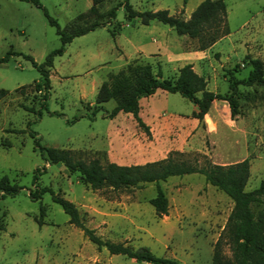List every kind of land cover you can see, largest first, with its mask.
I'll use <instances>...</instances> for the list:
<instances>
[{
  "label": "rangeland",
  "instance_id": "374dc122",
  "mask_svg": "<svg viewBox=\"0 0 264 264\" xmlns=\"http://www.w3.org/2000/svg\"><path fill=\"white\" fill-rule=\"evenodd\" d=\"M40 1L61 27H68L92 3ZM121 1L113 23L75 36L61 54L54 56L45 108L34 82L41 74L25 54H31L37 63L42 62L50 50L61 44L56 27L49 23L41 7L29 1L0 0V56L10 47L19 52L0 63V86L10 90L0 100V177L7 175L11 182L22 186L15 195L0 198V264H155L98 247L69 221V215L53 200L52 191L72 200L85 224L104 239L123 241L133 247L148 246L157 255L176 258L178 264H213V245L233 201L217 186L206 185L203 174L191 172L161 180L169 208L167 214L159 216L149 202L156 194L155 182L119 191L109 187L93 190L64 164L46 162L36 145L37 139L42 145L77 149L85 158L96 154L102 157L107 152L98 148L105 147L108 128L116 127L119 131L114 134L113 146L120 151V159L138 163L161 156L171 142L178 144L172 138L159 153H152L154 143L163 134L169 135V122H153L154 139L149 138L124 113L115 119L104 115L115 105L113 98L93 111L100 77L114 67L120 45L126 53L131 51L127 38L147 37L148 41L156 36L170 47L180 38L179 45L196 48L195 39H183L184 35L169 24L154 19L146 25L138 17L126 19L124 0H104L99 5L101 15L76 17L78 24L84 26L95 18L110 19L108 10ZM129 1L138 10L168 8L170 13L186 18L201 0ZM225 3L229 33L217 39L194 63V68L206 76L207 87L221 93L230 91L232 76L247 77L252 65L246 54L264 62V0ZM116 22L122 26L120 34L113 36L109 28L115 27ZM160 63L164 76L176 72L165 58ZM236 88L240 115L230 117L229 108L224 105L216 111V102L203 119V128L195 134L188 132L186 145L194 149L189 151L206 145L213 149L215 143L211 138L219 137L222 150L229 146L232 151H240L229 156L228 164L244 158L248 161L246 189H252L264 177V83H238ZM177 96L168 103L174 108L171 119L188 127L193 103L179 93ZM38 108L42 110L40 116L35 112ZM211 156L215 164H221L225 157L219 150ZM200 160L203 161L201 157ZM44 165L33 182L34 169ZM37 187L49 189L32 199L29 192ZM225 250L228 252L227 246Z\"/></svg>",
  "mask_w": 264,
  "mask_h": 264
},
{
  "label": "trees",
  "instance_id": "16d2710c",
  "mask_svg": "<svg viewBox=\"0 0 264 264\" xmlns=\"http://www.w3.org/2000/svg\"><path fill=\"white\" fill-rule=\"evenodd\" d=\"M41 7L47 16L49 23L56 27L61 44L50 50L45 59L37 63L31 54H25L41 74V79L35 80V89L41 92L42 107H47L51 80L50 67L53 58L61 54L67 42L76 35L83 34L95 27L106 23L116 16V5H113L108 13L110 19H94L84 26L78 24L76 17H87L88 15H101L99 5L104 0H92L91 5L70 22L68 27H61L57 19L52 17L40 0H26ZM126 17H138L142 23H148L151 19H157L172 26L177 33L187 34L196 40L197 49H205L211 46L217 39L229 33L226 20L225 0H201L191 11L188 18L178 14L170 13L168 8L158 9H135L129 0L123 2ZM76 21V22H75ZM120 23L111 29L112 34ZM13 53H19L12 47L2 56L0 63L8 61ZM252 65L246 78L232 76L229 80L230 91L221 93L207 87L208 80L205 75L197 72L191 62L180 66L173 75L164 76L161 67L154 69L152 65H129L124 73L109 74L103 80L96 92V111L101 103L111 98L115 105L108 111L107 116L113 117L119 110L130 112L136 119L139 127L146 135L152 137L150 125L140 114V98L163 88L170 92H178L196 105L192 109V115L204 124V118L215 105L214 99H224L228 102L230 116L235 118L240 115L239 103L235 95L238 83L252 84L264 83V62L259 57L246 54ZM239 66V64H237ZM19 85L18 87H22ZM10 90L0 86V100L5 98ZM211 104V106H210ZM29 110V108H27ZM38 116L42 114L41 108L35 110ZM36 145L42 158L48 163H62L70 171L77 172L80 180L93 190L109 187L113 191H119L129 186H143L148 182L156 183V194L149 198L153 204L155 213L159 216L167 214L169 203L167 195L160 185V181L172 175L198 172L203 174L207 183L217 186L224 191L233 201L226 222L216 238L213 251V264H264V177L259 184L246 189V183L250 174L248 161L244 158L233 167H221L212 162L207 153L201 151H187L170 149L166 156L147 160L141 163L120 164L98 154L85 158L72 148L60 146H46L39 143ZM202 158V162L200 160ZM238 164V165H234ZM45 169V165L34 169L33 182ZM22 188L21 185L11 182L7 175L0 177V198L6 195H15ZM49 187H37L30 191L32 199L40 197L42 192ZM52 198L58 202L63 210L69 215V221L80 227L84 234L98 247L105 246L111 253H122L136 260H143L155 264H178L173 257L155 254L148 246L141 245L133 247L123 241L104 239L96 233L93 227L85 224L77 205L70 199L52 191ZM43 214V208L40 209ZM42 222V220H40ZM227 246L228 252L225 250Z\"/></svg>",
  "mask_w": 264,
  "mask_h": 264
},
{
  "label": "crops",
  "instance_id": "0c3cea01",
  "mask_svg": "<svg viewBox=\"0 0 264 264\" xmlns=\"http://www.w3.org/2000/svg\"><path fill=\"white\" fill-rule=\"evenodd\" d=\"M189 15H187L186 18H188ZM134 18H136V17H134ZM113 19L114 18L108 20L106 23H103V24L95 27L94 29H96L100 26H104L106 24L113 23ZM126 19L131 20L133 18H127L126 17ZM152 20H154V19H151L148 23H142L139 19V21L142 24H146V25H149V23ZM158 21H160V20H158ZM116 23H114V24H116ZM114 24H113V26H114ZM121 26H122V24L120 23V25L117 26L116 29L114 30V34H112V32H111V29L114 27L109 28L111 34L113 36H118L120 34L119 30H120ZM94 29H91V30H94ZM91 30H89V31H91ZM181 35H184L183 39L185 37H189L187 34H181ZM146 38H143V37H134V38L129 37V38H127V42L131 46V51L126 53L123 45H120V48H119L120 53H119V56L116 57V63L114 65V67L107 70L100 77L99 82L101 83L103 80H105L109 74L124 73L127 70V67L129 65L138 66V65L150 64L153 66V68L155 67L157 69V67H159V66L161 67L160 61L162 60V58H165L169 63H172V65L176 69V72L180 66H182L183 64H185L187 62H191L193 64V68H194V63H196L200 59L199 57H201V55L203 53L208 51L211 48V46L216 42L215 41L208 48L197 49V48H185L182 46L183 43H181V45H179L178 42H179L180 38L177 39V43L174 45V47H170L169 45H167V43L164 41L163 38L159 39L156 36H153L148 41H145ZM2 63H5V62H2ZM51 67H50V74H51ZM196 71L198 72L199 70H196ZM100 83H99V85H100ZM99 85H98V87H99ZM98 87H97V89H98ZM177 93L178 92H170V91L165 90L163 88H158L155 92L140 98V114H141L142 118L150 125L151 131L153 134L152 139H154V131L152 128L153 122H156V123H162L164 121L169 122L167 125V132L169 135L163 134V136L161 138H159L154 143L153 149L151 150V151H153L152 153H159L158 150L161 147H163L166 144V142H168V141L171 142L170 139H172V138H174L178 143V144H175V143L171 144L172 142L169 143L166 147L167 151L164 154H161V156H158L157 158L156 157L149 158L148 160H154V159L164 157V156H166L167 152L170 149H179V150H187V151L194 150L192 147L190 148L186 145V142H187L186 137L188 135V132H191L194 134L197 133L200 130V128H203V124L201 122H199V120L196 117H194L193 115H192V118H190L191 122H190V125L188 127L185 125H182L180 122H178L174 119H171L170 115L173 112L172 110H174V108L171 105H169L168 103L170 102L171 99L179 97V96H177ZM215 101L217 102L216 111L219 112L220 105L228 106V108H229L228 102L226 100L216 98V99L212 100L211 104ZM102 103H101V105H102ZM211 104H210V106H211ZM190 105H191L192 109H194L196 107V105H193V104H190ZM107 113H108V111L106 113H104V115L107 116ZM122 113H124V115H126L127 118L131 119V121L135 125L137 124L136 126L138 129L143 131L139 127L136 119L133 117V115L130 112L119 110L112 118L115 119L119 115H121ZM228 113L230 115V108H229ZM219 117H220V115L217 114V119H219ZM170 121H172V122H170ZM118 131H119V129H118ZM118 131H116V127L108 128L107 136H106V138H107L106 145H105V147L98 148V149H105L107 152V155H108V159H110L112 161H115V162L120 163V164H129L130 162H127L123 159H120L121 158L120 157L121 156L120 151H117L116 148L113 146V137H114V134L117 133ZM218 138L219 137H217V138L212 137L211 138L213 143H215L213 149H209V147H207V145H206L205 147H202V146H200L198 148L196 147L195 150L207 153L210 156L213 163H215V162L212 159L211 154L215 150L222 151L224 153L225 157H224L223 161L221 162V164H216V165L221 166V167H233L232 165L228 164V162H227V161H229V156H236L239 154L240 151H237V150L232 151V148L229 146H224V150H222L221 148L223 145L218 142ZM152 139H150V140H152ZM72 149H74V148H72ZM78 149H87V148H78ZM93 150H97V149H93ZM154 150H156V151L154 152ZM245 156H247V155H245ZM145 161H147V160H145ZM138 163H141V162H138ZM205 183H206V185H209L207 182H205Z\"/></svg>",
  "mask_w": 264,
  "mask_h": 264
}]
</instances>
